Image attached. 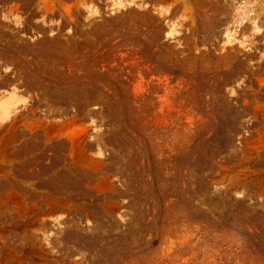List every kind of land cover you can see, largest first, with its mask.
I'll return each instance as SVG.
<instances>
[{
  "label": "rangeland",
  "instance_id": "374dc122",
  "mask_svg": "<svg viewBox=\"0 0 264 264\" xmlns=\"http://www.w3.org/2000/svg\"><path fill=\"white\" fill-rule=\"evenodd\" d=\"M0 264H264V0H0Z\"/></svg>",
  "mask_w": 264,
  "mask_h": 264
}]
</instances>
